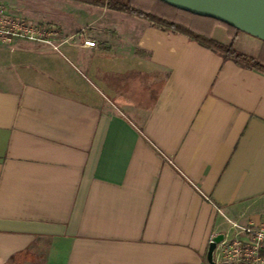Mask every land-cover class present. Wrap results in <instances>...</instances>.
Instances as JSON below:
<instances>
[{"label": "crops", "instance_id": "1", "mask_svg": "<svg viewBox=\"0 0 264 264\" xmlns=\"http://www.w3.org/2000/svg\"><path fill=\"white\" fill-rule=\"evenodd\" d=\"M31 6L71 39L0 43V264H211L210 237L264 221L263 71L132 13Z\"/></svg>", "mask_w": 264, "mask_h": 264}, {"label": "built area", "instance_id": "2", "mask_svg": "<svg viewBox=\"0 0 264 264\" xmlns=\"http://www.w3.org/2000/svg\"><path fill=\"white\" fill-rule=\"evenodd\" d=\"M71 37L63 36L53 24L11 11L0 4V43L23 40L58 50ZM84 46H95V41L83 40ZM233 233L209 238V244L220 237L212 252L213 264H264V221L259 224L231 223Z\"/></svg>", "mask_w": 264, "mask_h": 264}, {"label": "trees", "instance_id": "3", "mask_svg": "<svg viewBox=\"0 0 264 264\" xmlns=\"http://www.w3.org/2000/svg\"><path fill=\"white\" fill-rule=\"evenodd\" d=\"M79 1L135 14L157 27L187 35L190 39L217 52L223 59H231L243 67L256 68L264 72V41L262 49L256 57L238 52L233 47V39L241 30L215 18L197 15L160 0ZM216 24L226 27L230 37H232L229 44H222L211 37V30Z\"/></svg>", "mask_w": 264, "mask_h": 264}, {"label": "water", "instance_id": "4", "mask_svg": "<svg viewBox=\"0 0 264 264\" xmlns=\"http://www.w3.org/2000/svg\"><path fill=\"white\" fill-rule=\"evenodd\" d=\"M191 13L229 24L264 41V0H160ZM220 237L209 244V257Z\"/></svg>", "mask_w": 264, "mask_h": 264}, {"label": "rangeland", "instance_id": "5", "mask_svg": "<svg viewBox=\"0 0 264 264\" xmlns=\"http://www.w3.org/2000/svg\"><path fill=\"white\" fill-rule=\"evenodd\" d=\"M32 1L33 0H0V4L6 6L11 11H16L18 13L26 14L29 13V11L34 10V8L31 6ZM231 40L232 37H230V42ZM14 42H19V40H15ZM258 42L259 41H257V39H255L254 37H251V35L245 34L240 31L233 39V47L238 52L240 51H246V52L250 51V53H254L255 51L260 52L262 47H260V44ZM0 76L2 77L9 76V74H7L6 72V68L0 67Z\"/></svg>", "mask_w": 264, "mask_h": 264}]
</instances>
